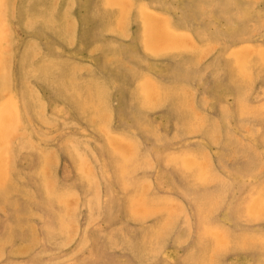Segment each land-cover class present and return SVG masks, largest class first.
<instances>
[{"label":"rangeland","instance_id":"1","mask_svg":"<svg viewBox=\"0 0 264 264\" xmlns=\"http://www.w3.org/2000/svg\"><path fill=\"white\" fill-rule=\"evenodd\" d=\"M117 1L0 0V264H264V0Z\"/></svg>","mask_w":264,"mask_h":264},{"label":"bare ground","instance_id":"2","mask_svg":"<svg viewBox=\"0 0 264 264\" xmlns=\"http://www.w3.org/2000/svg\"><path fill=\"white\" fill-rule=\"evenodd\" d=\"M1 3H3V0H2ZM1 3H0V4H1ZM111 4L114 5V6H115V5H117V6H120V5H121L120 2H118L117 0H111ZM1 6H2V5H1ZM1 6H0V9H1ZM254 6H255V5H254ZM128 7H129V6H128ZM3 8H4V7H3ZM3 8H2V9H3ZM118 8H119V7H118ZM2 9H1V10H2ZM122 9H123V12H124V13H127V12H128L127 10H128L129 8H125V7H124V8H122ZM1 10H0V11H1ZM5 12H6V11H5ZM1 13H2V12H1ZM1 13H0V24H1V21L4 20L3 18H1ZM130 14H131V13H130ZM4 17H5V16H4ZM1 19H2V20H1ZM32 22H33V21H32ZM168 22H169V20H168ZM148 23H149V25H152V23H154V22L150 19V20H148ZM5 26H6V25H5ZM3 27H4V26H2V29H3ZM262 27H263V26H262ZM27 28H28V27H27ZM5 29H6V28H5ZM252 29H253V28H252ZM0 30H1V28H0ZM5 31H6V30H5ZM0 32H1V31H0ZM1 33H2V32H1ZM1 33H0V34H1ZM3 34H4V33H3ZM121 34H122V33H121ZM253 34H254V33H253ZM255 34H256V33H255ZM3 36H5V35H3ZM71 36H72V35H71ZM124 36H125V35H124ZM250 36H251V35H250ZM0 37H1V35H0ZM5 39H6V38H5ZM5 39H4V42L7 43L8 41L5 40ZM1 40H2V39H1ZM2 42H3V40H2ZM154 45H155V44H152V47L155 49ZM257 45H258V44H257ZM1 47H2V46H1ZM4 47H5L6 49H8V47H6V45H5ZM4 47H3V48H4ZM5 48H4V49H5ZM214 49H215V48H214ZM2 50H3V49H2ZM182 50H183V49H182ZM195 52H196V51H195ZM36 53H37V52H36ZM170 53H171V52H170ZM151 55H152V54H151ZM0 56H1V55H0ZM7 56H8V55H7ZM261 57H262V56H261ZM0 58H1V57H0ZM4 58L6 59L7 57L5 56ZM33 58H34V57H33ZM7 59H8V58H7ZM5 61H6V60H3V63H4ZM202 61H203V60H202ZM233 61H234V59H233ZM250 61H252V60H250ZM262 61H263V60H262ZM1 62H2V61H1V59H0V67L2 66V65H1ZM5 63L7 64L8 62H5ZM5 63H4V64H5ZM6 64H5V66H6ZM248 64H249V63H248ZM248 66H249V65H248ZM7 67H8V66H7ZM236 67H237V66H236ZM243 67H244V66H243ZM3 68H5V67L3 66ZM3 68H1V69H3ZM1 69H0V70H1ZM7 69H8V68H5L6 71H7ZM243 69H244V68H243ZM257 69H258V68H257ZM3 71H4V70H3ZM4 73H5V71H4ZM4 73H2V74H4ZM239 74H240V73H239ZM252 74H253V73H252ZM257 75H258V74H257ZM2 76H3V75H2ZM5 78H6V80H7V76H6V74H5ZM237 79H238V78H237ZM4 84H6V83H4ZM252 84H253V83H252ZM251 86H252V85H251ZM185 87H186V86H185ZM246 87H247V86H246ZM248 87H250V86H248ZM187 88H188V87H186V89H187ZM3 89H4V91H5V88H3ZM3 89H2V90H3ZM6 89H7V88H6ZM181 89H182V88H181ZM248 90H249V89H248ZM6 93H7V92H6ZM191 93H192V92H191ZM192 94H193V93H192ZM3 95H4V94H3ZM6 97H7V96H6ZM146 98H147V97H146ZM186 98H187V97H186ZM157 100H158V99H157ZM191 100H192V99H191ZM8 101H9V100H8ZM8 101L6 100V102H8ZM243 101H245V100H243ZM97 102H98V101H97ZM147 102H148V101H147ZM10 103H11V102H10ZM190 103H191V102H190ZM7 104H8V103H7ZM43 104H44V103H43ZM101 105H102V104H101ZM191 105H192V103H191ZM240 105H242V103H241ZM2 106H3V105H2ZM99 106H100V105H99ZM193 106H194V105H193ZM246 106H247V105H246ZM36 107H37V105H36ZM181 107H182V106H181ZM12 108H13V107H12ZM206 108H207V107H206ZM243 108H244V107H243ZM0 110H1V109H0ZM194 110H195V109H194ZM194 110H193V111H194ZM227 110H228V109H227ZM1 111H2V110H1ZM1 111H0V112H1ZM5 111H6V109H5ZM42 112H43V110H42ZM1 113H2V112H1ZM1 113H0V114H1ZM5 113H6V112H5ZM106 115H107V114H106ZM248 115H249V114H248ZM0 116H1V115H0ZM4 116H5V114H4ZM203 116H204V115H203ZM249 116H250V115H249ZM1 117H2V116H1ZM5 117H6V116H5ZM8 117H9V116H7L6 118L8 119ZM241 117H242V116H241ZM0 119L2 120V118H0ZM9 119H11V117H10ZM9 119H8L7 121H6L5 119H3L2 122L0 121V141L3 140V141H7V142H8V140H9V137H10V131H9L10 128H9V127L13 124V121H10ZM39 119H40V118H39ZM194 119H195V118H194ZM4 120H5V121H4ZM107 120H108V119H107ZM103 121H104V120H103ZM14 122L16 123V120H15V119H14ZM103 123L106 124V122H103ZM18 124H19V123H18ZM203 124H204V123H203ZM191 125H192V124H191ZM242 125H243V124H242ZM193 126H194V125H193ZM204 126H205V124H204ZM173 128H174V127H173ZM198 128H199V127H198ZM243 128H244V127H243ZM126 129H127V128H126ZM215 133H216V132H215ZM25 134H26V133H25ZM25 134H24V135H25ZM112 135H113V134H112ZM22 137H23V136H22ZM152 137H153V136H152ZM48 140H49V139H48ZM108 140H109V139H108ZM11 141H12V140H11ZM11 141H10V142H11ZM125 141H126V140H125ZM128 141H129V140H128ZM7 142H6V143H7ZM8 143H9V142H8ZM29 143H30V142H29ZM31 144H32V143H31ZM242 144H243V143H242ZM262 144H263V143H262ZM0 145L3 146V145H4V142H3V144L0 143ZM109 146H110V145H109ZM75 147H76V146H75ZM111 147H112V146H111ZM9 148H10V145H9ZM84 148H85V147H84ZM10 149H11V148H10ZM89 149H90V148H89ZM112 149H113V148H112ZM253 149H254V148H253ZM1 150H3V147H2ZM78 150H79V149H78ZM9 151H10V150H9ZM115 151H116V150H115ZM138 151H139V150H138ZM2 152H4V151H2ZM136 152H137V151H136ZM185 152H186V151H185ZM207 152H208V151H207ZM39 153H40V152H39ZM67 153H68V152H67ZM172 153H173V152H172ZM175 153H176V152H175ZM187 153H188V152H187ZM82 154H83V153H82ZM116 154H117V153H116ZM178 154H179V153H178ZM190 154H191V153H190ZM51 155H52V154H51ZM165 155H166V153H165ZM167 155H168V153H167ZM113 156H114V154H113ZM189 156H190V155H189ZM195 156H196V155H195ZM207 156H208V155H207ZM83 157H84V156H83ZM197 157H198V156H197ZM208 157H209V156H208ZM48 158H49V157H48ZM150 159H151V158H150ZM118 160H119V159H118ZM149 161H151V160H149ZM0 162H2V164H3V163H4V160L1 159ZM6 163H7V162H6ZM5 166H6V165H5ZM262 166H263V165H262ZM262 166H261V167H262ZM6 167H7V166H6ZM208 167H210V166H208ZM78 168H79V167H78ZM151 168H152V167H151ZM164 168H165V167H164ZM170 168H171V166H170ZM6 169L8 170V168H6ZM198 169H199V168H198ZM211 169H212V168H211ZM2 170H3V169H2ZM7 170H6V171H7ZM12 170H13V169H12ZM192 170H193V169H192ZM9 171H10V170H9ZM198 171H199V170H198ZM7 172H8V171H7ZM7 172L4 171V173H7ZM179 172H180V171H179ZM195 172H196V171H195ZM257 172H258V171H257ZM8 173H9V172H8ZM8 173H7V174H8ZM94 174H95V173H94ZM182 174H184V173H182ZM191 174H192V172H191ZM4 175H5V174H4ZM193 175H194V174H193ZM0 176H1V175H0ZM221 176H222V175H221ZM6 178H7V177H6ZM1 179H2V178H1ZM89 179H90V178H89ZM7 181H8V180H7ZM88 181H89V180H88ZM88 181H87V182H88ZM141 181H142V180H141ZM11 182H12V180H11ZM2 183H3V182H2ZM2 183H1V185H2ZM91 183H92V182H91ZM5 184H6V183H5ZM13 185H15V184H13ZM146 185H147V184H146ZM5 186H6V185H5ZM97 187H99V184H98ZM235 187H236V186H235ZM149 188H150V187H149ZM147 190H148V189H147ZM99 191H100V190H99ZM93 196H94V195H93ZM27 198H28V197H27ZM27 198H25V199H27ZM54 198H55V197H54ZM30 200H31V199H30ZM34 201H35V200H34ZM66 203H67V202H66ZM82 207H83V206H82ZM2 209H3V208H1V210H2ZM81 209H82V208H81ZM91 210H92V209H91ZM2 211H3V210H2ZM55 212H56V211H55ZM73 213H74V212H73ZM15 215H16V214H15ZM17 215H18V214H17ZM20 216H21V215H20ZM23 216H24V215H23ZM30 216H32V215H30ZM31 218H32V217H31ZM139 219H140V218H139ZM89 223H90V222H89ZM32 227H33V226H32ZM32 227H31V228H32ZM33 228H34V227H33ZM32 230H33V229H32ZM46 231H47V230H46ZM48 231H49V229H48ZM35 232H36V231H35ZM56 232H58V230H57ZM65 233H66V232H65ZM58 235H59V234H58ZM71 236H72V235H71ZM68 238H69V237H68ZM73 238H74V237H73ZM70 239H71V238H70ZM184 240H185V239H184ZM10 241H11V240H10ZM64 241H65V240H64ZM65 242H67V240H66ZM1 243H2V242H1ZM2 244H3V243H2ZM7 244H8V243H7ZM5 245H6V244H5ZM30 245H31V243H30ZM3 247H4V246H3ZM26 247H27V246H26ZM27 248H28V247H27ZM28 250H29V249H28ZM25 252H26V251H25ZM51 264H52V263H51Z\"/></svg>","mask_w":264,"mask_h":264}]
</instances>
